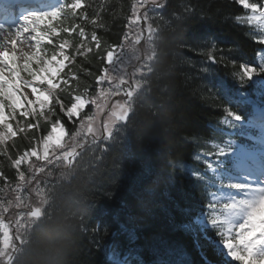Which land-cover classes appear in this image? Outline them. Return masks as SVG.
<instances>
[{"label": "trees", "instance_id": "16d2710c", "mask_svg": "<svg viewBox=\"0 0 264 264\" xmlns=\"http://www.w3.org/2000/svg\"><path fill=\"white\" fill-rule=\"evenodd\" d=\"M128 7L129 0H94L91 10L99 11V51L119 41ZM165 10L157 61L161 54L170 57L172 82L163 80L154 68L147 85V100L129 121L128 149L123 148L125 144L108 149L100 155L94 169L79 171L73 179L59 182L55 189L61 199L54 206L67 201L76 209L74 238H57L48 249L65 254L66 264H107L102 248L109 240L110 230L115 228L112 214L125 213L139 241L184 242L194 261L201 263L192 249V240L180 231L192 213L193 196L189 182L175 170L179 161L188 158V142L203 136L205 122L216 119L219 109L199 79L195 54L202 58L207 50L199 49L197 44L208 38L225 41L227 45L219 44L223 60L218 64L222 73L230 77L237 69L239 57L252 51L253 43L235 24L239 9L232 0H167ZM221 54L216 55L218 60ZM99 58L100 54L92 53L78 60L74 69L77 80L71 89L93 86L102 66L103 59ZM55 118L52 116V120ZM50 124L45 121L42 131ZM33 135L35 131L31 130L26 137L9 144V157L15 158L17 152L28 148ZM0 172L1 201L8 186L17 180L8 157L2 158ZM30 233L31 241L16 264H34L38 231ZM200 245L205 257L212 260L210 247Z\"/></svg>", "mask_w": 264, "mask_h": 264}, {"label": "snow or ice", "instance_id": "6c2138e0", "mask_svg": "<svg viewBox=\"0 0 264 264\" xmlns=\"http://www.w3.org/2000/svg\"><path fill=\"white\" fill-rule=\"evenodd\" d=\"M232 2L244 10L243 16L246 24H255L264 28V0H256V2L254 0H232ZM152 3L155 7H163V5H158L156 0H152ZM85 7L84 0H62V2L58 0L56 10L23 16L18 24L11 27L0 25V155L7 154L8 142L12 141L18 133L38 129V122H27L30 118L38 121L40 118L47 119L49 116H57L59 112L69 121L82 122L81 112L89 103H96L95 100H88L80 94H74L70 96L66 104L59 95L60 92L65 91L62 86L69 83L68 79L62 78V73L68 64L75 60V56L65 52L69 42L65 40L60 43L59 50L53 51L50 56L43 54L41 48V41L52 44L51 36L58 35L60 31L72 33L78 28V35L82 39L77 53L85 55L86 52H91L92 48L86 47L84 43L87 37L83 26L77 23L72 27L58 28L55 23L67 19L69 16L74 20L81 17V10ZM136 11L134 7L135 18L129 21V25H139L143 20L146 27L142 31H146L148 37H152L155 29L149 22L148 12L146 11L141 17L136 15ZM91 22L97 24L96 19ZM127 38L128 33H125V39ZM141 39L140 33L137 32L134 43L139 44ZM91 41L95 42L97 49L101 48L96 32H92ZM256 42L264 44V40ZM33 47L34 50H30ZM120 48L122 46H113L106 52L103 59L107 65L111 66L118 62L119 55L123 54L122 51L118 54L117 49ZM130 55H135L134 50ZM147 59L154 61L155 53L148 54ZM208 59L212 64L222 63L223 55L221 54V58L218 60L215 55L208 54ZM145 66L149 73H153V66L147 65V63ZM22 73L26 74L27 78H24ZM115 77V72L110 74V69L105 67L96 82L98 85L104 81L112 84ZM71 79L76 80L77 77L72 75ZM121 85L127 87L122 88ZM141 88L142 85L139 81L130 84L128 79L120 78L114 90L107 93L108 95L122 94L126 99L124 103H117L112 107L108 121L103 125V136L106 141L112 140L119 132L120 127L126 125L129 118L133 116V98ZM21 118L25 121L24 124L20 123ZM93 119V116H87L89 124ZM239 119L240 117H236V120ZM13 122H16L15 125ZM88 131L92 132V128L89 127ZM65 135L64 121L60 118L52 120L50 130L42 136L38 145L33 146L30 150H25L12 160V166L18 171L19 180H25L24 172L20 171L22 163H27L30 169L35 168L40 172L44 171L46 165L56 164L57 161L66 164L68 169H72L73 161L79 153L74 144L65 142ZM95 139L96 136L93 135V141ZM72 140L75 141V136L72 137ZM226 155L227 152L219 150L215 153L201 152L202 159L208 163H212L214 156L224 157ZM32 158L43 163L35 165L31 163ZM33 175L35 177V173ZM237 187L240 189L239 191L229 194L233 203H223V209L226 210V214L237 210L242 211L244 213L242 221L233 227H227L226 221L223 219H215L213 222L223 230L220 232L223 247L234 260L239 264H264V255L260 257L256 255L257 247L264 245V214H262L264 195L253 201L241 200L240 194L246 190L247 186ZM37 194L41 197L40 204L44 205L49 192L47 189L38 188ZM16 200L17 203L14 206L20 208L22 204L20 197L17 196ZM12 206V201H9L7 206L0 207V213H8ZM209 208L214 211L216 205H209ZM43 210L41 206H36L30 209L26 218L24 214H20L14 222V229L8 223L0 221V261H3V264H14V256L17 249L24 243V235L27 233L29 222L38 219L43 214Z\"/></svg>", "mask_w": 264, "mask_h": 264}, {"label": "clouds", "instance_id": "9594fccd", "mask_svg": "<svg viewBox=\"0 0 264 264\" xmlns=\"http://www.w3.org/2000/svg\"><path fill=\"white\" fill-rule=\"evenodd\" d=\"M170 57L161 54L155 66V72L163 80L172 82L174 72L169 68ZM58 212L38 230L36 236L34 264H66L65 254L51 253L48 249L57 238H65L69 241L75 236L76 209L70 202H61Z\"/></svg>", "mask_w": 264, "mask_h": 264}, {"label": "rangeland", "instance_id": "374dc122", "mask_svg": "<svg viewBox=\"0 0 264 264\" xmlns=\"http://www.w3.org/2000/svg\"><path fill=\"white\" fill-rule=\"evenodd\" d=\"M100 115H101V110L97 109V110L95 111V115H93L94 119L91 121V123H92V127H93V124L95 123V124H94V125H95V129H97L96 126H97V123H99ZM85 131H86V129H85ZM87 133H88V131H87ZM92 133L98 135V134H99V129H98L97 132H94V130H93V128H92ZM34 159H35V158H34ZM218 219H220V218H218ZM199 224L202 225V224H204V222L201 220V221H199Z\"/></svg>", "mask_w": 264, "mask_h": 264}, {"label": "bare ground", "instance_id": "6f19581e", "mask_svg": "<svg viewBox=\"0 0 264 264\" xmlns=\"http://www.w3.org/2000/svg\"><path fill=\"white\" fill-rule=\"evenodd\" d=\"M134 200V199H133ZM260 247L258 246L257 249H259Z\"/></svg>", "mask_w": 264, "mask_h": 264}]
</instances>
